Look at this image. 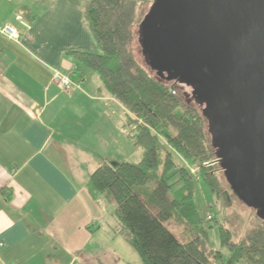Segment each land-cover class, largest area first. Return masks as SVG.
Returning a JSON list of instances; mask_svg holds the SVG:
<instances>
[{"label":"crops","instance_id":"0c3cea01","mask_svg":"<svg viewBox=\"0 0 264 264\" xmlns=\"http://www.w3.org/2000/svg\"><path fill=\"white\" fill-rule=\"evenodd\" d=\"M76 50L97 52L80 6L0 0V264H92L106 200L88 183L115 162L108 122L122 104L99 77L86 84Z\"/></svg>","mask_w":264,"mask_h":264},{"label":"trees","instance_id":"16d2710c","mask_svg":"<svg viewBox=\"0 0 264 264\" xmlns=\"http://www.w3.org/2000/svg\"><path fill=\"white\" fill-rule=\"evenodd\" d=\"M69 2L83 9L84 21L99 47L98 52L69 54L95 71L108 93L124 106L126 126H133L129 136L143 154L137 164H105L90 176L91 194L115 206V231L125 236L145 264H264V220L240 241L220 226L221 244L229 251L226 257L205 243L206 230L193 203L194 180L221 193L218 174L212 172L222 165L205 167L204 163L219 157L203 112L136 57L134 28L142 0ZM174 153L189 165L199 166L197 175L187 166L179 167ZM161 156L163 168L158 172ZM150 182L153 186L145 196L137 193ZM175 224L188 234L186 238L184 233L185 240L172 231Z\"/></svg>","mask_w":264,"mask_h":264},{"label":"water","instance_id":"95a60500","mask_svg":"<svg viewBox=\"0 0 264 264\" xmlns=\"http://www.w3.org/2000/svg\"><path fill=\"white\" fill-rule=\"evenodd\" d=\"M155 3L161 15L178 16L181 25L177 33L170 31L167 22L153 25L152 11L145 25V43L154 58L187 79L186 69L198 75L206 60L215 61L217 93L227 97L224 110H229L218 116L213 145L240 192H249L264 211V0Z\"/></svg>","mask_w":264,"mask_h":264},{"label":"rangeland","instance_id":"374dc122","mask_svg":"<svg viewBox=\"0 0 264 264\" xmlns=\"http://www.w3.org/2000/svg\"><path fill=\"white\" fill-rule=\"evenodd\" d=\"M139 7L136 13L138 24L134 28V49L136 57L142 65L150 70V72L167 84L174 85L177 91L180 92L188 102L198 107L203 112L208 135L212 143H216L218 116L223 112L226 101L219 99L221 96L217 93V88L220 86L218 87V83L215 81L216 79L214 80L217 70V67H214L215 61L206 60V63L204 62L203 65L200 66L202 73H198L197 76L189 79L182 76L180 77L170 70L167 65L161 64L160 59L154 58L155 54L149 50L147 42L145 43L144 41L146 32L148 33V30H145V25L148 23V16L152 11H155V15L151 18L150 23L157 25L158 22H167L171 27L170 31L175 33L178 32V27L181 25L179 23V17L177 16L174 19L167 14H164L165 16L163 14L161 15V12L158 9L156 10L155 0H144V2L142 0V4H140ZM92 43L98 52L99 47L93 35ZM161 67L168 68L171 72L167 69H161ZM77 68L79 72L85 73L86 84H95L97 81L96 78H98L95 71L81 64L78 65ZM205 80L208 81L207 85L205 84ZM208 84H212V88H208ZM110 116L108 123L110 124L113 136V149L111 154L113 158H115V162L112 163L131 162L137 164L141 162L143 154L141 149L135 145L131 136H129L133 126H126L127 113L123 106L118 104L117 106H113ZM174 159L179 167L187 166L194 175H197L199 166L189 165L177 153H174ZM112 163L110 165H112ZM204 164L205 167H212L214 164L217 166L222 165L218 158L214 162L212 160ZM162 168L163 157L161 156L160 164L157 169L158 172H161ZM212 174H218L219 181L221 182V193L216 194L211 192L204 182L196 179L194 180L193 186V203L200 218L203 220L202 226L206 231L202 236L206 245L210 249L222 251L226 257L229 251L227 247L221 244L220 226L232 232L234 241H240L252 227L259 224L261 220H264V211L261 209L260 205H258V200H253L249 192H240V185L235 182L231 175L232 173L228 172L223 165L213 171ZM152 186L153 182H150L146 188L136 191L140 195L145 196ZM104 204L106 205L104 210L105 218L101 223V227L95 230L96 237L93 243V247L95 248L92 250V264H145L125 236L119 232L117 233L113 228L116 225L114 217L115 206L106 201H104ZM209 216L211 217V221L207 222V219L210 220L208 218ZM171 228L179 239L185 240L184 233L186 238L188 237V234H186L183 227L179 224H175L171 226ZM192 234L199 235L198 231H194ZM241 264L247 263L242 261Z\"/></svg>","mask_w":264,"mask_h":264},{"label":"built area","instance_id":"2783aa9c","mask_svg":"<svg viewBox=\"0 0 264 264\" xmlns=\"http://www.w3.org/2000/svg\"><path fill=\"white\" fill-rule=\"evenodd\" d=\"M1 31L4 35L8 36L12 40L20 41L21 34L13 26H6ZM55 82L64 90H67L73 84V81H71L69 77L60 75L55 76ZM208 218L211 217L209 216Z\"/></svg>","mask_w":264,"mask_h":264},{"label":"flooded vegetation","instance_id":"af4514ba","mask_svg":"<svg viewBox=\"0 0 264 264\" xmlns=\"http://www.w3.org/2000/svg\"><path fill=\"white\" fill-rule=\"evenodd\" d=\"M186 72H187V73H186ZM184 75H185V76H189V75H190L188 78H193V76H197V72H194V71H193V73H192L191 71H188V70L186 69V71H184ZM208 86H210V85H208ZM219 99L227 100V97H222V96H221V97H219ZM228 110H229V109H227V111H228ZM227 111L224 110V113L227 112ZM223 115H224V114H223ZM223 115H221V117H222ZM221 145H222V150H223V147H224L223 143H222ZM222 150H221V151H222ZM222 153H223V151H222Z\"/></svg>","mask_w":264,"mask_h":264}]
</instances>
